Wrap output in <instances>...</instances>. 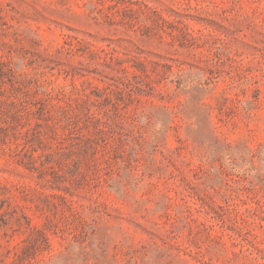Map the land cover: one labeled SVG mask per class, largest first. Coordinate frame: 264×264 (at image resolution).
I'll use <instances>...</instances> for the list:
<instances>
[{"label":"rangeland","instance_id":"obj_1","mask_svg":"<svg viewBox=\"0 0 264 264\" xmlns=\"http://www.w3.org/2000/svg\"><path fill=\"white\" fill-rule=\"evenodd\" d=\"M0 264H264V0H0Z\"/></svg>","mask_w":264,"mask_h":264}]
</instances>
